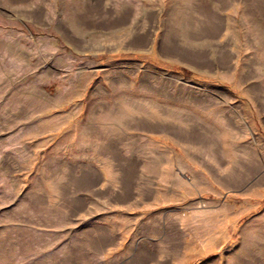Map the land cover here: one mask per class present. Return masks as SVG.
<instances>
[{
	"label": "rangeland",
	"instance_id": "374dc122",
	"mask_svg": "<svg viewBox=\"0 0 264 264\" xmlns=\"http://www.w3.org/2000/svg\"><path fill=\"white\" fill-rule=\"evenodd\" d=\"M0 264H264V0H0Z\"/></svg>",
	"mask_w": 264,
	"mask_h": 264
}]
</instances>
